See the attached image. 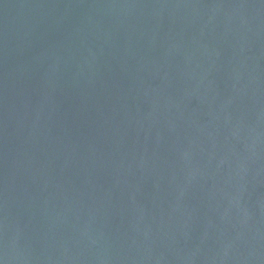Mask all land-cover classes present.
Listing matches in <instances>:
<instances>
[{
	"label": "water",
	"instance_id": "obj_1",
	"mask_svg": "<svg viewBox=\"0 0 264 264\" xmlns=\"http://www.w3.org/2000/svg\"><path fill=\"white\" fill-rule=\"evenodd\" d=\"M0 264H264V0H0Z\"/></svg>",
	"mask_w": 264,
	"mask_h": 264
}]
</instances>
